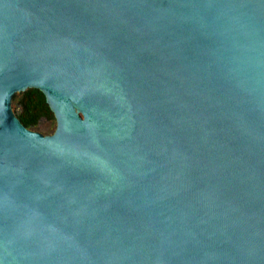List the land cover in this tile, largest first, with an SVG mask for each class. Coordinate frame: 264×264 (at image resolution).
<instances>
[{
  "label": "water",
  "instance_id": "95a60500",
  "mask_svg": "<svg viewBox=\"0 0 264 264\" xmlns=\"http://www.w3.org/2000/svg\"><path fill=\"white\" fill-rule=\"evenodd\" d=\"M0 264H264V0H0Z\"/></svg>",
  "mask_w": 264,
  "mask_h": 264
},
{
  "label": "trees",
  "instance_id": "16d2710c",
  "mask_svg": "<svg viewBox=\"0 0 264 264\" xmlns=\"http://www.w3.org/2000/svg\"><path fill=\"white\" fill-rule=\"evenodd\" d=\"M12 101L18 107L17 117L28 128L35 126L41 117L53 118L44 94L36 88H28L23 92L15 93Z\"/></svg>",
  "mask_w": 264,
  "mask_h": 264
},
{
  "label": "rangeland",
  "instance_id": "374dc122",
  "mask_svg": "<svg viewBox=\"0 0 264 264\" xmlns=\"http://www.w3.org/2000/svg\"><path fill=\"white\" fill-rule=\"evenodd\" d=\"M12 108L13 110L17 111V108L12 101ZM55 127V121L53 118L51 119H46V118H42L38 121V123L32 127V129L40 131L43 134H47L53 131Z\"/></svg>",
  "mask_w": 264,
  "mask_h": 264
}]
</instances>
